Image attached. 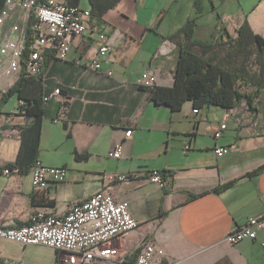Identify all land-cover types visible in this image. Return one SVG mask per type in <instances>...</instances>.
I'll list each match as a JSON object with an SVG mask.
<instances>
[{"label":"crops","instance_id":"0c3cea01","mask_svg":"<svg viewBox=\"0 0 264 264\" xmlns=\"http://www.w3.org/2000/svg\"><path fill=\"white\" fill-rule=\"evenodd\" d=\"M16 1L0 39L13 24L26 31L28 15ZM55 1H77L82 10L103 12L94 22L108 34L112 50L95 71L99 42L91 30L74 41L69 61L53 60L47 66L44 93L59 89L60 95L45 105L38 160L65 168V183L51 182L41 191L33 187L31 172L4 174L19 156L21 129L33 119L17 112L16 95L3 105L0 227L25 226L39 211L64 216L103 190L128 202L140 223L137 232L115 242L129 263L149 242L164 250L163 264H264V231L256 241L227 243L248 219L264 217V112L208 106L194 114L192 102L174 111L157 105L147 88L137 86L148 72L157 78L155 87L174 86L179 46L172 38L183 42L179 34L193 19L194 38L201 42H209L220 29L235 36L245 21L264 36V0H119L112 6L113 0L94 5L91 0ZM1 71L0 100L19 80L7 59ZM222 124L227 129L216 140ZM118 144H123L121 159L112 156ZM224 145L231 150L218 158L214 148ZM152 172L164 174L165 187L151 183ZM118 175L134 177L119 183L114 180ZM58 261L51 248L0 239V264Z\"/></svg>","mask_w":264,"mask_h":264},{"label":"built area","instance_id":"2783aa9c","mask_svg":"<svg viewBox=\"0 0 264 264\" xmlns=\"http://www.w3.org/2000/svg\"><path fill=\"white\" fill-rule=\"evenodd\" d=\"M14 0L5 2V9L0 15V28L7 22ZM17 6L29 17L35 19L32 30L34 45L28 55L24 72L28 77L46 80L48 63L45 55H51L53 60L69 61L74 41L81 39L89 31L98 35V60L93 69H101V61L108 57L112 46L108 34L98 29L92 20L90 10H82L77 6L61 3L55 0H17ZM18 24H13L10 30L0 39V83L5 73L1 71L3 62L7 59L9 70L18 74L22 71L23 50L26 48L27 35ZM112 76V72L107 73ZM17 82V81H16ZM15 82V83H16ZM14 83V84H15ZM157 78L153 73H145L137 80V86L154 88ZM13 84V85H14ZM60 95L57 89L53 94L43 97L47 105L54 96ZM24 106L18 102V113ZM231 110V109H230ZM232 111V110H231ZM194 114L199 109L194 108ZM226 117H230L228 114ZM227 124H222L214 134L216 140L221 139ZM132 131L128 130L126 138H130ZM191 145L184 148L190 150ZM231 150L228 145L217 146L214 154L218 158L227 155ZM123 144H118L113 158L121 159ZM5 175H10V169H5ZM33 187L36 190H46L51 182L65 183L68 172L65 168L47 167L37 160L31 170ZM134 175H121L114 178L119 183L129 181ZM160 172H152L148 179L151 183L163 188L166 185ZM128 202H120L109 191H98L88 200L77 204L64 216L49 215L36 212L27 225L8 228L0 227V239L23 244L24 246L39 245L51 248L59 255L58 264H163L164 250L156 245L145 242L134 262L129 263L119 252L115 242L139 230L140 223L134 219ZM264 231V217L250 218L245 225L231 233L227 243L235 245L246 240L256 241L258 232Z\"/></svg>","mask_w":264,"mask_h":264},{"label":"trees","instance_id":"16d2710c","mask_svg":"<svg viewBox=\"0 0 264 264\" xmlns=\"http://www.w3.org/2000/svg\"><path fill=\"white\" fill-rule=\"evenodd\" d=\"M6 1H2L0 15ZM91 1L93 5L96 3V0ZM118 1L113 0L111 6ZM76 3L77 1L68 4L77 6ZM91 13L93 21L103 15V12L95 14V10ZM34 25L35 19L29 17L20 79L0 100L1 111L8 99L16 95L18 102H24L19 114L33 119L30 126L21 129L22 143L16 162L6 166L12 173L25 175L30 174L39 159L45 108L43 97L46 96L42 79L28 77L24 72L34 45ZM196 27V19L188 21L179 34L183 42L172 38L179 46L177 67L174 70L175 84L171 88H147L153 102L167 105L174 111L179 110L186 102H192L196 109L215 106L228 110L245 102L250 111L257 112L264 102V36L256 34L249 22L245 21L236 30L235 36L227 29H220L219 37L201 42L194 38ZM45 59L48 65L52 62L51 55H45Z\"/></svg>","mask_w":264,"mask_h":264},{"label":"rangeland","instance_id":"374dc122","mask_svg":"<svg viewBox=\"0 0 264 264\" xmlns=\"http://www.w3.org/2000/svg\"><path fill=\"white\" fill-rule=\"evenodd\" d=\"M217 37L220 36V33H217L216 34ZM264 101V99L262 100ZM240 109H244V110H249V108L247 107L246 103L243 102L240 106H239ZM250 111V110H249ZM259 112H264V102H263V105L259 106Z\"/></svg>","mask_w":264,"mask_h":264}]
</instances>
